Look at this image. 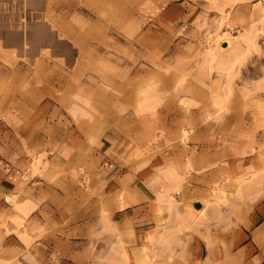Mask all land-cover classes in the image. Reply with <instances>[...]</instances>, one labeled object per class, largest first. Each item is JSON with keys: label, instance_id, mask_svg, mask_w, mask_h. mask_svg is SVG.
I'll return each mask as SVG.
<instances>
[{"label": "crops", "instance_id": "0c3cea01", "mask_svg": "<svg viewBox=\"0 0 264 264\" xmlns=\"http://www.w3.org/2000/svg\"><path fill=\"white\" fill-rule=\"evenodd\" d=\"M5 1V23L14 27L8 16L21 17L26 41L0 43V264H155L153 256H171L173 218L157 194L189 162L219 160L222 170L231 154L251 144L234 138L249 122L246 128L233 117L229 125L200 123L199 114L211 111L205 101L196 109L176 106L152 143L156 101L145 105L151 113L144 114L142 82H150L154 96L158 50H172L168 65L192 55L194 42L174 38L189 33L179 21L197 6L164 5L143 28L134 25V39L126 42L118 34L126 32L128 10L133 14L147 0ZM148 1L156 6L157 0ZM158 34L164 41L157 42ZM200 68L197 62L184 71L195 80ZM180 77L161 76L166 87ZM211 79L219 80L214 74ZM190 88L206 95L200 85ZM191 122L192 145H180V130ZM260 150L233 163L248 169ZM34 156H47V166L29 169ZM80 166L89 175L86 187ZM164 168H173L165 169L169 176ZM217 174L193 180L216 183ZM188 192L183 185L179 201ZM240 208L218 229L185 236V264H264V197L251 205L243 201ZM163 229L171 245L162 255L156 242Z\"/></svg>", "mask_w": 264, "mask_h": 264}, {"label": "rangeland", "instance_id": "374dc122", "mask_svg": "<svg viewBox=\"0 0 264 264\" xmlns=\"http://www.w3.org/2000/svg\"><path fill=\"white\" fill-rule=\"evenodd\" d=\"M182 1L188 3V6H197V9L188 20L179 21L180 24H186L189 33L182 35L179 32L174 39H181L182 36L194 42V47L189 49L192 55L183 59L184 62L180 60L176 62L177 64L168 65L165 63V58L172 53V50H158L156 56L158 65L155 68L159 72V77L157 82L152 81L154 96L151 97L150 82H142L143 113L149 115L151 111L153 112L154 117L151 114V118L154 128H157L152 136V143L158 142L160 138L158 129L160 122L169 121L176 115L177 112L174 110L176 106L181 105L187 110L196 109L201 101H205V103L209 102L211 111L207 110L199 114L200 123H208L213 127L229 125V119L233 117L231 121L237 120L240 126L246 128L244 126L249 122L250 128L245 132H239V137L234 138L247 140L251 144L231 154L226 160L229 166L226 165L222 170L219 167V160L215 164L206 161L203 165L201 162L197 165V162L191 161L167 190L161 189L162 191L157 194V202L169 217L173 218L171 231L173 254L170 256L171 252L169 258L153 256L155 264H165L166 261L185 264L186 259L182 250L186 244L184 238L187 234L202 229L216 230L220 227L221 220L224 221L225 218L234 216L240 211L243 201L251 205L264 197V50L261 48L264 37V0H157L156 6L153 5V1H143L140 9H135L133 14L128 10L127 14H130L126 16V32L119 33L118 37L126 42L133 41L134 25H139V30L147 24L149 15L156 17L164 5ZM7 4L5 0H0V22H2L0 43L20 44L21 41H26V33L20 28L23 20L21 21V17L17 18L13 13V16H8V20L13 21L14 27L9 24L8 26L4 16L5 9L9 7ZM156 40L162 42L164 38L158 34ZM219 51L223 55L218 54ZM197 62L201 64V68L198 69L200 78L191 80L193 78H189L186 73L188 71L184 70ZM171 72H178L181 77L179 80L169 81L170 86L166 87L167 84L161 76ZM213 74L214 79L219 80H212ZM191 84L200 85L206 95L197 96L195 91L190 90ZM153 101H156L155 106L151 107V111H146L145 105L148 103L151 105ZM156 110L158 111L155 112ZM2 120L0 117V121ZM186 124L180 130L179 143L191 146L195 124L192 122ZM2 130L9 131L12 135V130L4 128ZM212 134L215 135L214 132ZM166 144L169 145V142L166 141ZM231 147L235 148L234 145ZM257 150L260 151L257 158L255 157V164L248 169L233 163L235 159L244 158L247 154L253 156ZM251 152L253 154H250ZM47 163V156L45 158L34 156L29 169L42 170ZM84 169L83 166L79 167L81 183L86 187L89 175ZM165 169L173 170V168H164L163 172L167 176L171 172L166 173ZM215 171L218 173L215 178L216 183L213 178L207 182L193 180L196 176L201 177ZM165 179L162 177L160 180L166 183ZM185 184L189 187L188 197L184 199L186 201H179L178 197ZM192 185H199L198 188L201 190L195 191L197 187ZM194 203H199L200 207L195 208ZM160 232L156 247L162 250L163 255L167 244L171 245V240L166 238L165 229Z\"/></svg>", "mask_w": 264, "mask_h": 264}, {"label": "water", "instance_id": "95a60500", "mask_svg": "<svg viewBox=\"0 0 264 264\" xmlns=\"http://www.w3.org/2000/svg\"><path fill=\"white\" fill-rule=\"evenodd\" d=\"M194 207L195 208H199L200 207V204L199 203H194Z\"/></svg>", "mask_w": 264, "mask_h": 264}]
</instances>
